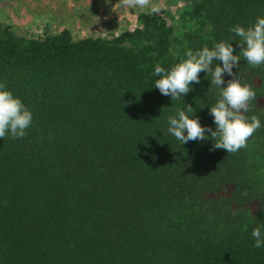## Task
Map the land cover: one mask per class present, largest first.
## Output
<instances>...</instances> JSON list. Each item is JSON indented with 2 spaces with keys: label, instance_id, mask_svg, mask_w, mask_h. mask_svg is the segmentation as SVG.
I'll return each mask as SVG.
<instances>
[{
  "label": "trees",
  "instance_id": "16d2710c",
  "mask_svg": "<svg viewBox=\"0 0 264 264\" xmlns=\"http://www.w3.org/2000/svg\"><path fill=\"white\" fill-rule=\"evenodd\" d=\"M179 1L176 26L141 11L108 37L0 23V83L32 113L26 136L0 138V264H264L251 235L264 232V64L233 69L261 122L234 154L167 131L184 104L215 130L210 77L172 101L153 74L221 41L238 53L229 29L264 17V0Z\"/></svg>",
  "mask_w": 264,
  "mask_h": 264
},
{
  "label": "clouds",
  "instance_id": "9594fccd",
  "mask_svg": "<svg viewBox=\"0 0 264 264\" xmlns=\"http://www.w3.org/2000/svg\"><path fill=\"white\" fill-rule=\"evenodd\" d=\"M128 6L145 8L150 0H124ZM155 10V8H153ZM239 37V52L230 41H221L212 49L207 46L195 53L191 50L185 53L186 58L166 70L160 65L154 68V75L159 77L154 82V87L171 100H181L192 90L193 83L199 84V74L204 72L210 77L211 85L220 89L216 103L209 107V113L213 117L215 130L211 127L201 126L198 118L188 115L193 114L194 109L185 105L183 109H177L174 116L168 117V133L174 136L180 143L189 141H202L212 139L214 149H223L227 153H236L247 147V141L261 128V122L255 115L249 118L246 113L250 111V103L256 100V93L248 84H242L233 73L234 68L239 67V61L243 59L252 68H258L264 64V17H258L254 24L247 29L235 25L229 29ZM219 61L220 64H215ZM222 65V66H221ZM225 73L233 77L227 81L223 79ZM203 107V106H201ZM32 124V113L19 97L7 89L4 83H0V138L11 136L13 139L26 136V130ZM205 133L210 136L206 137ZM254 238L253 247L264 248V232L260 227L252 230Z\"/></svg>",
  "mask_w": 264,
  "mask_h": 264
},
{
  "label": "rangeland",
  "instance_id": "374dc122",
  "mask_svg": "<svg viewBox=\"0 0 264 264\" xmlns=\"http://www.w3.org/2000/svg\"><path fill=\"white\" fill-rule=\"evenodd\" d=\"M50 1L55 3L56 7L59 0ZM50 1L0 0V23L9 24L17 35L29 37L40 36L45 31L55 33L64 27L70 31L74 38L85 35L108 37L128 31L134 27L138 11L157 12L166 19L168 24L176 26L173 16L175 15L176 8L181 4L179 0H150L149 6L145 8L126 5V9L124 13H122L123 15L120 13L119 15L121 16L111 17L107 11L110 4L108 2L106 5L102 4L104 12L101 13L98 21H80L79 17V19L73 21L69 18L65 22L49 18L48 9ZM116 1L115 4H119L121 0ZM70 3L72 2L70 1ZM121 4H124V0L121 1ZM59 5L62 8L70 6L64 3H60ZM153 8H155V10H153ZM82 13L83 12H80V14Z\"/></svg>",
  "mask_w": 264,
  "mask_h": 264
},
{
  "label": "crops",
  "instance_id": "0c3cea01",
  "mask_svg": "<svg viewBox=\"0 0 264 264\" xmlns=\"http://www.w3.org/2000/svg\"><path fill=\"white\" fill-rule=\"evenodd\" d=\"M70 1L72 3H70ZM121 1L119 3L120 5H119L117 3L115 4V2H117L116 0H108V1H103V0H59L57 2L56 7H55V3H52V1H50L48 14H49V18H51L52 20H57V21H65L66 22V20L69 18L73 21V20L79 19V17H80V19H79L80 21H83V20H86L87 22L93 21V20L98 21V19L101 16V13L104 12V10L102 8V4L106 5L108 2L110 3L108 6V10H107L109 12V15L111 17L121 16L119 14L124 13V11L126 9V7H125L126 4L125 3L121 4ZM60 3H64L66 5L69 4L70 6L62 8L59 5ZM111 3H112V5H111ZM80 12H83L82 13L83 15L80 14ZM138 12H141V11H138Z\"/></svg>",
  "mask_w": 264,
  "mask_h": 264
}]
</instances>
